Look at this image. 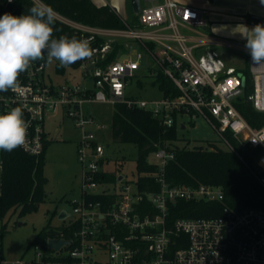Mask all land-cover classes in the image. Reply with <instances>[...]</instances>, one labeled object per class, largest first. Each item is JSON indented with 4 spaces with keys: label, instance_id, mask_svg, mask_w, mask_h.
<instances>
[{
    "label": "built area",
    "instance_id": "obj_1",
    "mask_svg": "<svg viewBox=\"0 0 264 264\" xmlns=\"http://www.w3.org/2000/svg\"><path fill=\"white\" fill-rule=\"evenodd\" d=\"M35 1V0H34ZM149 2L141 7L139 23L124 21L120 28H103L70 20L60 14L56 19L86 34L85 40L104 39L94 47L82 67L91 85L79 83L52 85L44 81L45 60L34 61L21 73L15 91L0 95V114L21 108L28 122L23 151L38 155L45 141L44 121L48 114L64 109L80 129L76 156L81 165V194L70 201L72 219L66 223L71 236L63 233L55 239L69 243L59 250L41 245L31 264H264V210L245 208L239 211L224 206L214 216L177 217L168 220L171 204L176 199L222 200L220 186L171 185L164 178V168L174 157L172 149L163 146L153 152L154 171H141L133 183L125 180L96 179L107 172L104 147L95 134L86 129L94 124L91 116L81 111L84 102L126 103L150 111L165 126L173 124L172 113L178 116L198 114L206 118L220 138L233 150L224 136L226 130L240 146L258 149L254 155L258 165L252 171L264 187V125L253 128L236 108L234 101L242 92V78L233 67H226L217 47H236L247 52L242 43L210 33L205 11L175 0ZM124 42L123 52L104 68L95 65L111 42ZM134 46L149 58L146 71L155 77L160 70L177 91L156 99L128 97L130 78L138 76L142 52L130 57ZM253 91L248 95L253 107L264 111V65H254L248 56ZM103 129V125L96 124ZM253 140H259L254 142ZM149 177L159 184L157 191L140 190L138 179ZM132 185V188H131ZM101 187V189H98ZM102 196L104 200L89 197ZM0 264H23L21 260Z\"/></svg>",
    "mask_w": 264,
    "mask_h": 264
},
{
    "label": "trees",
    "instance_id": "obj_2",
    "mask_svg": "<svg viewBox=\"0 0 264 264\" xmlns=\"http://www.w3.org/2000/svg\"><path fill=\"white\" fill-rule=\"evenodd\" d=\"M34 0H0V16L11 13L15 16L28 14V9L34 5ZM51 6L58 14L86 25L103 28H120L124 26L123 19L109 6H97L91 0H43ZM129 25H136L138 15H133ZM250 21H261L259 18L249 17ZM138 24V23H137ZM54 38L60 36L76 37L86 39V34L74 30L67 24L56 19L54 25ZM90 49L100 48L104 39L94 38L86 40ZM124 42L116 40L111 42L108 52L103 57L98 53L95 65L104 68L112 62L119 52H123ZM46 62V58L44 59ZM87 59L78 61L69 67H82ZM57 72L63 73L64 67L56 63ZM85 70V74H86ZM152 85L156 86L163 95L175 94L171 82L160 70L155 71ZM244 78L242 92L234 104L241 115L253 128L264 125V111L256 110L248 99L253 91L252 76L248 67V59L245 67L241 70ZM21 75H19L18 80ZM7 92H0L6 95ZM2 105H0L1 107ZM173 124L163 125L160 120L150 111L136 106H127L126 103L118 102L113 104L111 117V136L115 141L134 143L137 146L138 156L136 167L141 171H154L155 165L147 162L149 153L160 147L172 149L174 157L170 159L164 168V178L171 185L197 186L198 184H209L220 186L224 196L222 200H184L176 199L168 212V220L171 222L177 217H203L217 215L226 206L235 211L245 208H259L264 210V187L254 176L252 171L257 170L254 155L258 149H251L248 146H240L239 142L226 130L224 136L233 150L222 148L215 143H208L207 146L188 144L178 146L174 144L178 130V115L172 113ZM49 141H44L43 150L38 155L29 154L21 148L12 152L0 150V217H4L10 209H19V216L34 212L45 196L44 175L45 150ZM115 181L116 176L111 173H101L96 179ZM140 190L157 191L159 184L152 178L140 177L138 179ZM95 200H104L106 197L92 196ZM4 229V228H3ZM61 231L64 237L71 236V230L62 224L58 227L45 225L35 235L30 244H39L47 250L45 242L50 237H55ZM2 245L0 242V260H3Z\"/></svg>",
    "mask_w": 264,
    "mask_h": 264
},
{
    "label": "rangeland",
    "instance_id": "obj_3",
    "mask_svg": "<svg viewBox=\"0 0 264 264\" xmlns=\"http://www.w3.org/2000/svg\"><path fill=\"white\" fill-rule=\"evenodd\" d=\"M148 4V1L140 0L141 7ZM131 18L127 17L126 22L131 23ZM137 23L139 17L135 24ZM139 52H142V58L138 76L129 79L126 94L136 99L159 98L161 92L152 85L153 77L144 67L149 58L137 46L132 48L130 57L136 59ZM217 52L226 67H233L242 75L241 70L245 67L249 56L247 52L236 47H217ZM57 62L54 60L49 64L46 60L43 79L47 83L55 86L66 83L92 84L91 78L85 75L83 67H67L63 73H60L55 69ZM81 111L94 119V124H88L86 129L93 132L97 141L104 147L107 173L115 176L121 174L130 184L133 183L140 174L136 167L137 146L134 143L118 142L112 138L113 104L84 102L81 104ZM178 123V138L174 144L183 146L187 143L192 147L207 146L212 142L219 147L228 148L211 124L201 115L178 116ZM96 124L103 125L104 128H97ZM44 127L49 133L50 140L45 151L43 168L46 177L44 199L34 212L19 216V209H10L4 217H0V242L3 258L8 262L21 260L23 264H31V260L36 257V251L40 248L38 244H30L35 235L47 224L58 227L69 222L73 217L70 201L80 193L82 169L76 156V141L79 140L80 129L75 127L74 120L66 115L64 109L48 114L45 117ZM147 160L153 161L154 155L149 153ZM62 210L68 214L63 219L58 217Z\"/></svg>",
    "mask_w": 264,
    "mask_h": 264
},
{
    "label": "clouds",
    "instance_id": "obj_4",
    "mask_svg": "<svg viewBox=\"0 0 264 264\" xmlns=\"http://www.w3.org/2000/svg\"><path fill=\"white\" fill-rule=\"evenodd\" d=\"M260 3L264 5V0ZM57 15L43 0H35L28 14L15 16L5 13L0 16V92L15 91L19 75L27 71L34 61L46 58L49 64L55 60L61 67L67 68L91 56L86 40L68 36L54 38ZM239 28L242 29L240 33L246 40L245 48L252 63L264 65V25ZM28 127L21 108H12L0 114V150L12 152L23 147Z\"/></svg>",
    "mask_w": 264,
    "mask_h": 264
},
{
    "label": "crops",
    "instance_id": "obj_5",
    "mask_svg": "<svg viewBox=\"0 0 264 264\" xmlns=\"http://www.w3.org/2000/svg\"><path fill=\"white\" fill-rule=\"evenodd\" d=\"M151 1L157 3L162 2L163 0ZM175 1L182 4L194 5L198 8L203 9L205 11V17L208 23L206 29L214 35L229 39L236 43H242L244 45L246 44V40L240 33V31H242V29L239 28L240 26H246L247 28L251 29L256 24L264 25V5L260 3V0ZM91 2H93L97 6H109L120 16L121 19L125 21L127 17H132L133 15H135L131 7L130 0H91ZM249 17L259 18L261 21H250ZM85 70L86 69L84 68V71ZM44 131L45 141L50 142L49 133L45 130V127ZM80 194L81 189L79 195L76 198H78Z\"/></svg>",
    "mask_w": 264,
    "mask_h": 264
},
{
    "label": "water",
    "instance_id": "obj_6",
    "mask_svg": "<svg viewBox=\"0 0 264 264\" xmlns=\"http://www.w3.org/2000/svg\"><path fill=\"white\" fill-rule=\"evenodd\" d=\"M131 3V7L133 12L136 15H139L140 11H141V6H140V0H130ZM90 70L92 69V65H90L89 67L86 68V70ZM244 81V78H242V83ZM123 178V175L119 174L116 176V181H120ZM68 214L62 210L60 211L58 217L63 219L67 216ZM69 243V240L66 239H55V238H49L47 240V247L50 249H54V250H59L61 248L62 245Z\"/></svg>",
    "mask_w": 264,
    "mask_h": 264
}]
</instances>
